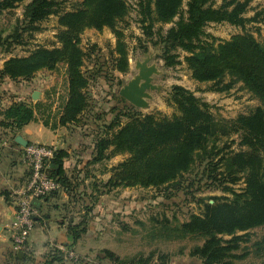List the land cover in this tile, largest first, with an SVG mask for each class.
Returning a JSON list of instances; mask_svg holds the SVG:
<instances>
[{
	"label": "trees",
	"instance_id": "obj_1",
	"mask_svg": "<svg viewBox=\"0 0 264 264\" xmlns=\"http://www.w3.org/2000/svg\"><path fill=\"white\" fill-rule=\"evenodd\" d=\"M23 1L0 0V14ZM252 1L222 0L214 6L212 0H186L183 9L182 0H136L142 34L136 42L144 52L148 44L156 46L157 57L166 67L180 64L178 52H185L192 78L210 82L213 91L229 90L235 83H242L264 106V40L241 34L215 44V38L204 30L209 23L227 22L244 28L248 22L263 21L264 3L252 16H245ZM129 11L125 0H82L69 10L61 7V0H29L12 32L3 39L0 36V53L8 54L13 45L25 43L24 33L31 35L40 30L42 21L57 15L59 46H38L29 55L8 57L0 77L30 81L39 71H55L61 65L66 81L65 94L58 97L61 102L56 109H52L51 100L13 101L0 112V126L13 134L40 119L51 129L58 125L87 126L92 135V155L84 170L75 169L69 175L64 168L68 152L62 148L53 152L47 173L59 188L42 199L47 212L36 208L34 223L46 219L51 210L57 211V222L71 238V243L63 244L68 247L86 233L90 212L101 194L125 186L158 188L167 197L173 190H181L201 203L200 212L190 214L182 222L165 215L150 217V235L168 241L201 240V244L190 249L191 257L201 264H234L241 257L235 251L248 240L245 231L264 226V108L256 107L236 119L217 118L207 102L178 84L170 86L166 97L174 110L170 116L159 111L143 113L114 94L113 89L106 92L109 106L97 107L90 87L98 85L100 79L111 87L113 79L120 84L122 79L114 76V71L128 72L129 47L120 23L126 21ZM168 23L171 25L163 29V24ZM89 28H107L114 35L113 47L103 61L94 56L96 44L88 49L80 45L82 31ZM87 61L91 66L86 65ZM236 133L246 150L231 147L234 140L230 138ZM121 154L126 157L115 166L100 167L102 174L110 171L107 180L95 176L90 165ZM81 172L83 176H79ZM241 179L244 186L235 189L233 186ZM205 190H220L223 194L211 195L205 201L202 196L196 197ZM2 194L11 200L8 190ZM62 194L66 200H62ZM85 197L88 204L77 212L80 218L76 221L75 215L68 216L69 205L79 201L82 205ZM64 256L58 246H52L41 264L60 263ZM153 257L154 252L120 257L104 248L95 260L108 264H153ZM10 259L19 260L16 253ZM78 260L77 255L75 261ZM158 260V264L168 261L164 254H158Z\"/></svg>",
	"mask_w": 264,
	"mask_h": 264
},
{
	"label": "rangeland",
	"instance_id": "obj_2",
	"mask_svg": "<svg viewBox=\"0 0 264 264\" xmlns=\"http://www.w3.org/2000/svg\"><path fill=\"white\" fill-rule=\"evenodd\" d=\"M28 1L29 0H25L17 4L16 7L8 11H3L0 14V36L2 39L12 32L16 22L21 19L23 6ZM81 1L82 0H61V7L64 10H69L76 7ZM125 1L130 6V11L126 17V21H124L125 23L121 22L120 26L123 28L128 47H138L137 42L135 43V34L138 29L141 33V29L137 22L138 15L135 8L136 0ZM212 1L214 6L222 2V0ZM185 2L186 0H182L181 7L183 9H185ZM263 3L264 0H253L249 5L248 11L245 12V16H252L260 9ZM57 19V15H50L39 24L40 30L32 32L31 35H27V32L24 33L23 38H25V43L13 45L10 52L8 54L4 53L3 57L26 56L38 46L47 48L59 46L56 34L60 27L57 24ZM170 25L171 23L163 24L162 27L166 29ZM157 26L159 25H156V27ZM204 30L205 33L215 38V44L241 34H249L258 41L264 40V20L248 22L245 24L244 28L227 22L209 23L205 26ZM208 39L210 40V38ZM114 42L115 38L110 30L96 31L89 28L82 31L80 35V45L83 48L88 49L93 44H96L97 50L94 51V56H98L100 61L105 60L108 56ZM147 46L148 48L151 47L152 50L154 48L156 50L157 48L150 44ZM1 48L2 47H0V50ZM155 50L152 52L154 54L152 61L157 64L160 73L154 76L153 80L155 84L160 86V90L153 92L150 108L145 110L139 109L141 112L149 113L152 111H159L170 116L174 110L167 104L166 97L170 91V86L173 84L184 86L194 92L196 96L202 98L209 104L210 111L217 118L236 119L240 115L250 113L256 107L264 108L262 103L243 87L242 83H235L229 90L213 91L209 88L211 85L210 82H199L192 78L191 71L184 60L186 56L185 52H178L181 61L180 64L166 67L163 65V61L157 57V51ZM138 51L142 50L138 47ZM137 54L139 55H136L137 57H144L141 52ZM89 62L87 61L86 65L91 66ZM134 72L135 70L133 69L129 74ZM35 77L38 78V80L36 79L37 83L31 84L30 89H38L40 91L39 99L43 102H49V100L53 101L52 109H56V106H59L61 102L56 99V96H64L65 94L66 81L63 66L60 65L55 71L41 70L36 73ZM124 80L123 77L122 82L116 84V81L113 79V85L111 87L110 83L100 79L98 81L99 84H95V86L90 89L94 94L95 100H97V102H95V104L97 103L96 106L108 107L109 105L105 102L108 95H106L107 90L113 89L115 92L114 94H117ZM28 94L29 93H27L26 97L29 96ZM28 99L29 98H27V101H29ZM36 134L38 136L35 137L38 140H44L47 135L45 131ZM232 139L234 140L231 146L232 148L235 150L247 149L245 144H239L240 137L238 133L233 134L230 140ZM125 157L126 154H121L117 156L115 160L120 161ZM110 163H112V159L107 161V164ZM100 171V166H96L94 170L95 176L101 180H107V175L110 174V171L104 172V174ZM27 172L28 169H25V177H29ZM242 180L243 179L233 187L235 189L242 188L244 186ZM101 190L104 189L102 188ZM172 193V195L167 197L158 188L125 186L116 188L109 193L101 194L93 205V210L90 212L89 218L87 217L88 227L86 233L76 241V243L78 242L77 244L74 243L66 247V249H71L74 254L78 255L79 260L76 262V258L64 256L62 259L63 261L57 264H86L85 261H89L88 264H98V262H100L99 264H108L106 261V263H103V261L95 260V256L100 254V251L104 248L112 250L120 257H131L134 255L147 256L150 252H154L153 264H158L160 262V260H158V254L167 256L168 261L166 264H201L199 259L189 255L190 249L195 245L201 244V240L185 238L168 241L162 238H153L150 235L152 225L150 217L160 218L162 215H165L173 221L182 222L187 220L190 214H198L200 212L201 203L192 200L190 196L185 195L181 190H173ZM222 194L220 190H205L197 194L196 197L202 196L205 201L211 195ZM87 204V197L84 198V204L82 205L81 201L70 204L68 216L75 215V220H79L80 216L77 215V212ZM83 212L84 211H82V213ZM245 232L249 234L248 240L241 242V247L235 251L241 257L235 259L234 264L264 263V226H258ZM242 233H244V231L239 232V234Z\"/></svg>",
	"mask_w": 264,
	"mask_h": 264
},
{
	"label": "crops",
	"instance_id": "obj_3",
	"mask_svg": "<svg viewBox=\"0 0 264 264\" xmlns=\"http://www.w3.org/2000/svg\"><path fill=\"white\" fill-rule=\"evenodd\" d=\"M103 30L108 29L104 28ZM135 37H142L139 29L136 31ZM133 47L129 48L128 72L120 73L114 71V75L120 79L123 77L124 79H127L128 77L130 78L134 74H129V72L134 69L135 61L142 58L136 56L138 55V52H141L145 56V54L152 53L155 50V48L152 50L151 47H149L147 51L143 52L138 51V47ZM3 54L4 53H0V69L2 68L4 61L8 58L3 57ZM37 77H34L30 81L20 80L17 82L12 81L7 77H0V112L13 101L27 100V98L32 102L41 101L40 99H32L33 91L39 90L34 88L30 89L31 84L37 83ZM93 86H91L90 89ZM27 93H29L28 97H26ZM91 94L94 98L92 91ZM58 97L59 96H56V99H58ZM1 118L2 116L0 113V120ZM86 128L87 126L82 128L78 126L58 125L54 129H51L48 126H44L40 119L29 122L13 134L0 126V264H41L45 253L50 247L58 246V244L71 243V238L68 236L66 228L57 222V211L51 210L46 219L35 221L33 228L30 231L26 248L20 251V253H16L19 260L10 259L11 254H15L11 249L10 226L16 209V193L23 189L29 180L28 176L25 177L24 175L27 165L23 161V146L15 140V137L20 135L23 139L27 140L28 143L55 144L57 148L65 149L68 152V157L64 161V168L70 175L75 169L84 170L85 165L91 158L93 148L91 140L92 135L89 134L90 132L88 133ZM43 131L47 133L44 140L36 139L35 136H38L36 133H41ZM117 156L119 155L112 156L107 160L109 161L112 159V163L110 164H107V161H105L102 164L96 163L90 165V167L94 170L96 169V166L109 169L122 161L115 160L117 159ZM109 175L110 174L107 175V178ZM79 176H83L82 172ZM85 182L87 183L88 179H86ZM4 190L10 192V201H7L4 198L2 194ZM66 198V195L62 194V200H66ZM38 208L47 212L43 200Z\"/></svg>",
	"mask_w": 264,
	"mask_h": 264
},
{
	"label": "built area",
	"instance_id": "obj_4",
	"mask_svg": "<svg viewBox=\"0 0 264 264\" xmlns=\"http://www.w3.org/2000/svg\"><path fill=\"white\" fill-rule=\"evenodd\" d=\"M57 149L55 144L28 143L23 147V161L30 170V177L23 189L16 193V209L10 226V243L13 253L26 248L34 217L37 215L36 207L31 204L33 198L42 200L50 191L59 188L57 182L48 176V160ZM65 256L77 258L71 249L58 245Z\"/></svg>",
	"mask_w": 264,
	"mask_h": 264
},
{
	"label": "water",
	"instance_id": "obj_5",
	"mask_svg": "<svg viewBox=\"0 0 264 264\" xmlns=\"http://www.w3.org/2000/svg\"><path fill=\"white\" fill-rule=\"evenodd\" d=\"M153 58L154 54L148 53L144 57L137 59L134 64V74L130 78L125 79L118 90V94L122 98L138 109L145 110L150 108L153 92L160 90V86L155 84L153 80L154 76L160 73L157 64L152 61ZM32 99H39V91H33ZM15 140L23 147L28 144L27 140L20 135H17ZM41 203L42 200L37 198L31 200V204L36 208L40 207Z\"/></svg>",
	"mask_w": 264,
	"mask_h": 264
}]
</instances>
